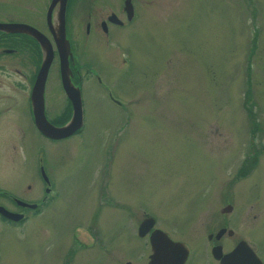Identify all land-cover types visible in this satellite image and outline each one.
I'll list each match as a JSON object with an SVG mask.
<instances>
[{
    "label": "rangeland",
    "instance_id": "obj_1",
    "mask_svg": "<svg viewBox=\"0 0 264 264\" xmlns=\"http://www.w3.org/2000/svg\"><path fill=\"white\" fill-rule=\"evenodd\" d=\"M134 2L135 20L115 28L110 42L89 35L86 47L84 35L77 38L84 60L107 81H86L83 128L65 139L34 127L28 82L15 72L29 73L32 62L0 56V183L37 191L42 160L59 192L41 218L45 231L1 223L2 259L24 260L36 239L65 242L75 223L92 219L93 193L104 185L118 204L102 208L98 222L115 244L134 238L143 211L170 224L195 206L193 223L204 215L210 225L228 199L238 218H224L255 250L264 246V0ZM81 7L82 17L71 14L78 27L88 13ZM42 14L35 0H0V20L40 24ZM58 79L53 65L46 85L54 113L64 103Z\"/></svg>",
    "mask_w": 264,
    "mask_h": 264
},
{
    "label": "flooded vegetation",
    "instance_id": "obj_2",
    "mask_svg": "<svg viewBox=\"0 0 264 264\" xmlns=\"http://www.w3.org/2000/svg\"><path fill=\"white\" fill-rule=\"evenodd\" d=\"M35 1L40 3L41 7L43 6L42 17L39 16L40 24L22 18H10L0 21L30 24L39 29L50 41L53 57L48 69L47 78L52 66L55 65L59 78L56 87L64 94V103H62L63 106L60 111L54 113L51 110L47 99V91H50L51 88L49 89V86L45 82V114L52 123L61 125L66 121L58 122L57 118L69 119L73 114V104L63 86L60 56V52L63 50L58 45L59 42L56 41V38L59 34H65L68 41L69 48L68 51L66 50V55L69 62L68 74L70 83L79 90L83 105L84 97L86 96L85 91L87 92L90 88V85L88 83L86 84V81L89 78H93L94 80L90 82L98 81L101 87H106L104 85V80L106 79L103 78L104 75L96 68V65L84 60L83 54L79 52L80 48L77 38L80 35H84L85 40L83 43L86 47V38L89 35L94 36V39L97 35L103 36L104 41L106 40L107 43L110 42L113 39L112 34L115 28L125 27L129 22L135 20L137 7L134 0H131V6L127 0H67L65 4L64 30H61L60 22L57 19L59 1L52 7H50L52 0ZM83 4H86L88 7L87 19L83 26L81 24L78 27L77 24H72L71 14L72 12H77L79 13V17H82L83 10L81 6ZM104 4L109 5L108 11L103 12L98 9L99 7L102 8ZM129 12L132 15L129 16ZM95 45L98 46L96 41ZM5 55L15 56L24 65L27 60L32 62L29 73L22 68H16L15 72L23 76L28 82L29 113L34 127L39 134L47 139L56 141L78 133L80 130L78 131L76 129L67 136L53 138L45 135L35 124L30 94L36 73L44 57V49L35 36L29 32H5L0 30V56ZM25 55L26 57H24ZM120 61L121 64H127V58L125 57L121 56ZM119 64L120 62H117V65ZM25 66H29V64L27 63ZM5 67V64L0 62V68L4 69ZM109 96L114 102L119 101L116 99L117 97L115 98L111 94ZM50 112L54 113L53 116L49 115ZM37 170V191L30 184L20 188L22 189L20 192L11 191L8 186L0 183V206L2 205L18 214L17 217H9L0 212V225L4 223L13 227H23L28 224L39 230L45 231L48 229L47 225L41 221V218L45 211L58 198L59 192L54 179L50 177L42 160H40ZM231 181L234 182V177ZM109 188H107V185H104L103 190L94 191L93 201L96 206L91 212L92 219L86 223H75L65 242L57 240L51 243L47 239L33 240L27 244V255L24 260L14 259L10 256L2 259L0 255V264H151L153 259L151 257L153 254L151 234L157 231L155 230L157 228L165 231L176 242L173 249L174 255L172 256L171 254L172 257L170 256V259L173 261L172 264H176L178 254L181 250L184 251V257L180 264H224L221 260L222 254L231 251L241 240V237L237 233V228L229 223L231 219L226 220L223 216L224 213L230 214L233 222L238 218L233 203L226 199L225 205L222 204L221 206V214L215 217V219H212L210 225L207 222H202L204 215L202 216L203 218L198 217L197 224L193 223V218H195L193 215L197 213L195 206L189 207L190 210L183 212L182 216L174 215L170 224L168 222L165 223L160 216H154L151 212L143 211L139 214L138 224L132 230L134 238L129 240L127 238H120L115 241L117 243L115 244L112 242V239H108L107 230L102 225V221L104 220L98 222V215L102 208L105 211L106 208L117 206L118 204L115 201V196L111 195ZM208 209L206 208L205 211L207 212ZM130 210L132 211V209ZM133 216L135 215L133 214ZM148 216L153 217V222L151 224L148 223L146 225L147 229H145L143 234H140L139 225ZM174 218L178 220L173 221ZM127 248H129L130 252H128ZM83 252L90 254L84 256L82 255ZM255 252L260 259L258 261L260 263L258 264H264V246L260 250L256 249ZM244 264L253 263L246 262Z\"/></svg>",
    "mask_w": 264,
    "mask_h": 264
},
{
    "label": "water",
    "instance_id": "obj_3",
    "mask_svg": "<svg viewBox=\"0 0 264 264\" xmlns=\"http://www.w3.org/2000/svg\"><path fill=\"white\" fill-rule=\"evenodd\" d=\"M57 1H59V11L57 13V19L60 22L61 30H64V20H65V4L67 0H52V7ZM129 5H131L130 0H127ZM129 16L132 15L129 12ZM0 30L5 32H29L35 36V38L41 43L42 48L44 49V57L40 64V67L36 73L32 88H31V105L34 115V121L36 126L40 131L45 135L60 138L67 136L73 133L77 128H79L83 123L82 115V102L80 97L79 90L70 83L69 78V62L66 55V50L68 51L69 45L65 37V34H59V38H56V41L59 42L58 45L62 48L60 52L61 56V78L63 80V86L70 97L73 104V114L72 117L61 125H55L52 123L45 114V105H44V87L46 82V77L48 74V69L53 57V50L50 41L48 38L36 27L24 23V22H4L0 21ZM64 32V31H63ZM0 212L9 217H17V213L8 210L4 206H0ZM153 222L152 218H145L139 225V233L143 234L148 223ZM151 234V245L153 249L152 261L151 264H172L170 259L173 255L174 244L173 241L166 232L157 228ZM172 254V256H171ZM171 256V257H170ZM184 257V251H180L177 257L176 264H180ZM255 251L252 247L245 241L240 240L239 243L229 252L222 254L221 260L224 264H244L250 262L253 264H258L260 259L258 258Z\"/></svg>",
    "mask_w": 264,
    "mask_h": 264
},
{
    "label": "trees",
    "instance_id": "obj_4",
    "mask_svg": "<svg viewBox=\"0 0 264 264\" xmlns=\"http://www.w3.org/2000/svg\"><path fill=\"white\" fill-rule=\"evenodd\" d=\"M63 122V121H62ZM251 153H253V152H251ZM245 166H243V168H244ZM249 167H251V166H249ZM246 171L243 169V170H241V174H244Z\"/></svg>",
    "mask_w": 264,
    "mask_h": 264
}]
</instances>
